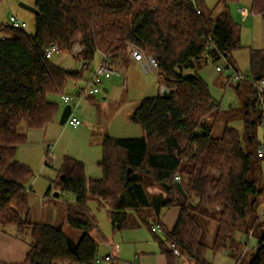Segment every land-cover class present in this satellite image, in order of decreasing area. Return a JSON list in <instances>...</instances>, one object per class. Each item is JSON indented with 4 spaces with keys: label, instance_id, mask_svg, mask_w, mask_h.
<instances>
[{
    "label": "trees",
    "instance_id": "16d2710c",
    "mask_svg": "<svg viewBox=\"0 0 264 264\" xmlns=\"http://www.w3.org/2000/svg\"><path fill=\"white\" fill-rule=\"evenodd\" d=\"M202 1L34 0L32 33L12 24L2 26L8 34L0 38V229L14 227V233L29 243L25 259L17 264H96L98 243L90 234L94 227L90 200L107 206L119 228L131 226L130 211L150 226L146 209L152 205L128 178L129 167L140 174L148 195L150 187L165 191L162 208H179L174 226L162 227L165 239L159 240L167 264H177L171 244L189 264H212L206 257L209 249L228 251L241 227L244 235L249 234L258 219L254 204L260 191L249 175L254 161L264 159L258 155L264 143L254 131L256 122L263 121L264 91L258 84L264 79V51L250 49V66L242 73L249 89L240 108L244 133L226 127L222 135L214 136L206 118L214 111L222 113L220 104L201 76H184L182 70L196 69L209 57L225 58L231 65L233 52L244 46L241 27L227 4L233 0H220L219 13L216 8L207 11ZM251 10L264 17V0H253ZM76 42L86 61L91 63L101 52L108 55L111 66L126 63L129 44L137 45L157 59L158 74L169 93L144 98L131 116L143 126L144 136L104 137L102 177L87 179L84 163L65 157L56 185L75 195L65 218L68 227L79 232L74 241L62 226L29 219L31 187L25 180L33 171L18 161L17 152L27 142L21 124L42 128L54 122L61 106L50 96L62 97L86 72L57 65L46 57L45 49L56 43L60 52H70ZM242 80L235 85L237 90ZM176 176L184 194L176 186ZM194 212L216 221L211 245L202 242ZM252 255L246 262L241 254L236 264H264V230Z\"/></svg>",
    "mask_w": 264,
    "mask_h": 264
},
{
    "label": "rangeland",
    "instance_id": "374dc122",
    "mask_svg": "<svg viewBox=\"0 0 264 264\" xmlns=\"http://www.w3.org/2000/svg\"><path fill=\"white\" fill-rule=\"evenodd\" d=\"M20 1L34 6V0H0V38L8 34L2 26L10 25L9 16L12 12L26 23V30L29 33L34 31L35 13L21 7ZM252 1L233 0L227 3L233 19L241 27V44L244 46L233 52L231 65L225 58L213 60L209 57L196 69L182 70L184 76H201L207 82L213 98L220 104L223 112L217 114L214 111L206 118V122L212 126L214 136L222 135L226 127H234L241 134L245 131L244 115L240 108L247 99L249 89L245 82L247 79L242 80L240 90L236 89L238 80L235 78L233 69L246 73L250 66V49L264 51V17L251 10ZM202 6L207 11L216 8L215 13L223 9L220 0H203ZM76 44L81 45L76 42L73 48ZM73 48L70 52H55L51 60L63 68L75 70L76 61L81 62L82 58L80 54H75ZM101 62L102 55L97 52L91 61L90 68L84 73V79H90ZM114 67L122 75H113L104 79L101 91L82 100L79 109L74 111V115L83 121L80 127L75 128L69 123H57L64 103L61 97L55 96H50V99L56 100L61 106L57 121L42 128H29L25 123L20 126V130L27 134V142L19 145L17 159L29 165L33 171V175L25 180H29L31 184L33 182V189L29 191L31 209L29 219L62 226L75 240L78 239L79 232L70 229L65 221L66 207L75 201V195L60 191L56 185L65 157H72L84 163L87 179L102 177L99 162L102 159L104 137L107 135L116 138L144 136L143 126L134 123L131 116L144 98L162 94L160 86L162 78L158 73L146 74L138 63L132 61L121 65L116 64ZM217 67H220V70ZM227 67L229 68L226 69ZM227 74L230 75L227 76ZM78 86H85V82L79 81L77 86L72 83L68 92L75 93ZM105 87L109 89L108 92H105ZM92 98V101L88 100ZM254 131L258 139L264 143L263 123L256 122ZM249 178L256 180L260 188L254 204V216L258 219L248 235H244L242 227L235 231V240L228 251L214 252L209 249L206 257L212 264H236L241 254L247 262L257 247L260 230H264V226L261 227L262 221L264 225V159L254 161ZM50 183L51 189L48 195H44ZM156 188L165 193L159 186ZM56 192L60 193L59 196H55ZM88 207L89 215L94 223L90 234L98 243V256L102 257L97 259L96 264H157V256L161 254L159 240L165 239V232L154 234L151 226H157L164 212L170 207L162 208L158 216L153 206H149L146 211L150 226L146 225L137 213L130 211L129 225L131 226L123 228H119L118 224L114 225L107 206L100 205L96 200H90ZM194 214L201 225L202 242L211 245L215 239L216 221L199 212ZM164 226L162 227L168 230L172 227L167 220L164 221ZM8 231L14 233L15 229L9 227ZM244 240L247 244L243 242ZM106 255H111L112 259H105ZM184 262L188 263L187 260ZM0 264L5 263L0 260Z\"/></svg>",
    "mask_w": 264,
    "mask_h": 264
},
{
    "label": "built area",
    "instance_id": "2783aa9c",
    "mask_svg": "<svg viewBox=\"0 0 264 264\" xmlns=\"http://www.w3.org/2000/svg\"><path fill=\"white\" fill-rule=\"evenodd\" d=\"M197 10L199 12V9ZM9 21L10 24L16 27H22L25 29L27 27L26 23L21 21L13 12L9 16ZM73 51L75 52L76 55L80 54V58H82V61L80 62V70L87 71L90 68L91 63L84 59L82 45L76 44L73 48ZM55 52H60L59 46L56 43L51 44L45 49V55L47 58H51ZM129 54L133 60L137 61L140 64V67L144 73L146 74L151 72L158 73L159 64L157 59L153 55L146 53L140 47H138L133 43L129 44ZM101 55H102V62L97 66L95 71L92 73L91 78L84 79V74H83L81 81L85 82V86H78V90L75 93L68 92L62 95L61 98L63 100L64 106L66 104L71 105V111L66 120V124L69 123L74 127L78 126L81 123V120L78 116L74 115V111L79 109L80 102L86 98L98 94L101 91V86L103 85L104 79L112 77L113 75H119V76L122 75L117 68L109 64V57L107 54L101 53ZM228 68L229 67H227L226 69ZM217 69L220 70V67H217ZM233 72L235 73V78L237 80L245 79V76L239 71L233 69ZM229 75L230 74H227V76ZM164 88L165 87L162 88V91L164 90ZM258 89L260 92L264 91V79H262L259 82ZM262 109H263L262 123L264 125V105L262 106ZM258 155L260 157H264V145H262L261 148L259 149ZM179 180H180V176H176V181ZM219 208L220 207L218 206L217 209ZM152 230L156 233H160L161 231H163L160 223L157 226H153ZM170 248L172 249L173 254L176 257L177 264H188L184 262V260H186V257L181 254V251L175 244H171ZM104 257L105 259L112 258L111 255H106ZM101 258L102 257L97 256V259H101Z\"/></svg>",
    "mask_w": 264,
    "mask_h": 264
},
{
    "label": "crops",
    "instance_id": "0c3cea01",
    "mask_svg": "<svg viewBox=\"0 0 264 264\" xmlns=\"http://www.w3.org/2000/svg\"><path fill=\"white\" fill-rule=\"evenodd\" d=\"M131 61L138 63L137 61L133 60L131 57L129 58V60L126 63H130ZM75 64H77V68L75 70H80V62L76 61ZM139 67H140V64H139ZM124 79H125L124 83L126 84V77L125 76H124ZM160 86H161V88L165 87L163 82ZM108 91H109V89L107 87H105V92H108ZM88 100L92 101L93 98L88 99ZM57 123H59V120L57 121ZM82 124H83V121L81 120V123L78 125V127H80ZM78 127L76 126L75 128H78ZM28 182H29V180L25 181V185L27 187H31V190H32L33 189V186H32L33 182H32V184H31V182H29V183ZM47 191H48V189L46 190L44 195H48ZM148 191H149L151 196L159 194L161 192L156 187H152V188L150 187L148 189ZM38 194H39V191H38ZM34 203L37 204L38 202H34ZM175 207H177V206H175V205H173L172 207L170 206V208L167 209L166 212H164L162 218L159 220V223L161 224V226H164V221H166V220L169 221L170 226H172V227L174 226V224L177 220L178 214H179V208L178 207L175 208ZM161 211H162V208H161ZM161 211H160V214H161ZM34 222H38V221H34ZM152 232L154 234H157L153 230H152ZM249 237L251 238L253 236H249ZM74 241H75V239H74ZM244 241L247 244V241L246 240H244ZM29 249H30L29 243L25 239L17 236L15 233L3 231L0 229V260L2 262H4L5 264L20 263L25 259L26 254L29 251ZM157 264H167L166 257L163 253H161L160 255L157 256Z\"/></svg>",
    "mask_w": 264,
    "mask_h": 264
},
{
    "label": "water",
    "instance_id": "95a60500",
    "mask_svg": "<svg viewBox=\"0 0 264 264\" xmlns=\"http://www.w3.org/2000/svg\"><path fill=\"white\" fill-rule=\"evenodd\" d=\"M19 5L21 7H23V8H26L29 11L34 12V13L37 12V8L35 6H31V5L25 4L22 1L19 2ZM238 85H239V82L237 83V87H238ZM168 93H169V90L167 88H164V90L162 91V95L166 96V95H168ZM70 111H71V105L70 104H66L63 107L61 115H60V118H59V123L60 124H65L66 123V120H67V118H68V116L70 114ZM127 176H128V178H132L137 183V186H138V188L140 190L141 195L143 196V199H144L145 203L147 205H152L153 208L156 211V214L158 216H160V211H161V208H162V202H163V199H164V193L160 192L159 194H156V195H153V196H149L146 193L143 184L140 182V174L137 173V172H134L133 168H131V167H129L127 169ZM163 186L166 189L169 187L168 184H164V183H163ZM176 186L183 194L185 193L183 188H182V185H181V183L179 181L176 182ZM55 196H59V193L56 192Z\"/></svg>",
    "mask_w": 264,
    "mask_h": 264
}]
</instances>
